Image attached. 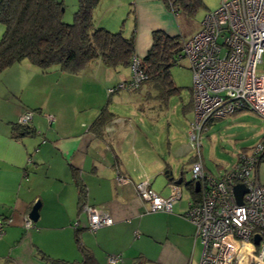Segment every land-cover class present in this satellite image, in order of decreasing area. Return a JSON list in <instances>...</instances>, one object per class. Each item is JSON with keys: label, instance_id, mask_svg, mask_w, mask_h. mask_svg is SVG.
<instances>
[{"label": "crops", "instance_id": "0c3cea01", "mask_svg": "<svg viewBox=\"0 0 264 264\" xmlns=\"http://www.w3.org/2000/svg\"><path fill=\"white\" fill-rule=\"evenodd\" d=\"M98 5L96 24L111 31L123 24L124 34L134 35L138 58L149 50L153 30L173 33L177 29L162 0H100ZM102 65L94 61L84 67L105 75L104 83L95 80L89 86L92 96L95 84L101 83L99 91H94L97 99L92 105L96 107L91 114L77 116L68 113L67 107L43 109V97L35 104L36 113L26 102L19 105L11 100L13 88H7V96L0 95L7 100L0 104V218L6 221L0 238V264H81L85 252L96 264H108L111 255L121 258L115 264H135L137 260L144 264H199L202 246L194 237L193 224L184 217L189 200L185 205L181 202L182 189H187L184 167L172 168L170 155L166 160L163 150L156 149L128 117L109 109L115 91L109 92L114 86L108 82L117 80V86L126 81L130 68ZM53 70L60 71L57 67ZM60 75L71 81L74 76L61 71ZM84 83L79 93L88 98ZM71 86L62 85L63 89ZM67 97L71 102L72 96ZM108 98L113 115L96 133L90 125ZM188 105L193 118L191 94ZM26 110L32 111L30 126L35 132L14 137L12 124ZM195 160L196 155L188 159V171ZM143 176L164 198L171 194V185L183 178L182 184H177L181 198L171 211L147 210V202L135 190V181ZM77 178L85 187L81 208ZM36 202L38 217L27 228L24 219ZM83 205L107 212L112 224L89 231ZM148 213L157 217L155 222H148Z\"/></svg>", "mask_w": 264, "mask_h": 264}, {"label": "built area", "instance_id": "2783aa9c", "mask_svg": "<svg viewBox=\"0 0 264 264\" xmlns=\"http://www.w3.org/2000/svg\"><path fill=\"white\" fill-rule=\"evenodd\" d=\"M165 1L171 6L172 0ZM181 56L191 70L193 118L188 135L196 160L190 179L199 182V196L190 198L184 217L193 224L194 237L202 246L199 264H264V183L259 182L257 169L264 137L218 177L204 172L199 155L201 133L215 119L242 109L264 117V73L258 70L264 67V0H221L205 13L197 32L184 40ZM129 68V78L115 88L137 89L146 79L137 56H132ZM31 120L32 111L26 110L18 123L30 125ZM236 184L246 190L241 204L234 195ZM171 186L166 198L154 192L147 180L136 183L135 190L147 202L148 211L169 212L181 198L177 184ZM83 209L89 231L112 224L107 212L89 205ZM5 225L0 218V238ZM24 225L30 228L31 219L26 217ZM120 260L118 255L107 258L108 264Z\"/></svg>", "mask_w": 264, "mask_h": 264}, {"label": "rangeland", "instance_id": "374dc122", "mask_svg": "<svg viewBox=\"0 0 264 264\" xmlns=\"http://www.w3.org/2000/svg\"><path fill=\"white\" fill-rule=\"evenodd\" d=\"M57 1L62 3L63 22L71 23L77 10V0ZM200 1L201 3L196 6L193 13H186L181 9L177 11L169 9L175 18L177 29L173 33H166L170 36H180L184 41L197 32L205 13L216 8L221 0ZM3 31L4 26L0 23V38ZM258 70L264 73V67H258ZM59 74L60 71L53 70V67L43 71L24 59L0 71V95L7 96L9 94V91H6L7 88H13L14 90L10 91L11 100L19 105L21 102H26L36 113L38 106L35 104L42 97L45 107L43 109L55 111L67 107L68 113L77 116L94 112L96 104L92 105V102L96 103L97 99L94 91H99L101 83L95 84L92 96L90 94L92 88L89 89V86L96 81L104 83L105 75L100 74L97 69L89 72L88 69L82 68L73 74L71 81L63 80V76L59 77ZM89 76L92 79H89ZM169 77L178 88L177 91L167 94L164 90L148 86V84H143L139 90L120 88L110 96L114 101L109 109L128 117L145 133L156 149L163 150L162 154L166 160L170 155L173 162L172 168L184 167L183 173L188 181L191 178V173L188 171V159L196 155V151L191 148L188 135L189 122L192 119V112L188 109L191 70L185 57L178 56L175 64L169 67ZM83 82L87 84L88 98L84 97V93H79ZM64 83L71 84V88L63 89ZM117 83V80H110L107 85L116 86ZM67 96H72L71 102ZM4 102L7 100L1 97L0 104ZM263 137L264 117L252 110L242 109L224 118L215 119L201 133L199 155L204 172L209 176L218 177L221 171L231 168L239 154L248 152ZM168 151L172 154H168ZM257 169L259 182L264 183V161L259 162ZM144 179L143 176L135 182L138 183ZM182 192L181 202L185 205L191 195L184 187ZM148 214H150L147 217L148 222H155L157 217L152 213Z\"/></svg>", "mask_w": 264, "mask_h": 264}, {"label": "trees", "instance_id": "16d2710c", "mask_svg": "<svg viewBox=\"0 0 264 264\" xmlns=\"http://www.w3.org/2000/svg\"><path fill=\"white\" fill-rule=\"evenodd\" d=\"M172 11L193 13L200 0H172ZM100 0H77V10L71 23L62 20V3L57 0H0V23L4 26L0 38V71L27 60L46 71L57 67L61 72L75 74L94 61L112 69L129 67L135 55V38L124 34L123 24L116 31L99 26L94 20V11ZM152 42L147 53L140 58L146 79L141 83L164 90L170 94L177 91L169 77V67L181 56L183 39L170 36L163 30L152 31ZM130 75V74H129ZM114 86L113 88H115ZM115 88L113 91H118ZM110 98L93 120L90 128L96 133L109 122L113 115L108 109ZM12 134H34L30 125L12 124ZM264 161V155L261 158ZM78 206L85 200V187L78 178ZM191 197H198L192 183H186ZM185 215V214H184ZM64 264H70L63 262ZM73 264V263H71ZM81 264H96L85 252ZM135 264H144L137 260Z\"/></svg>", "mask_w": 264, "mask_h": 264}, {"label": "water", "instance_id": "95a60500", "mask_svg": "<svg viewBox=\"0 0 264 264\" xmlns=\"http://www.w3.org/2000/svg\"><path fill=\"white\" fill-rule=\"evenodd\" d=\"M182 179H183L182 177L178 178L175 181V183L176 184H182V182H183ZM188 182L192 183L195 191L197 192L198 188H199V182L198 181L192 182V180L189 179L188 181L183 182V184L186 185V183H188ZM233 190H234V195L236 197L237 203L241 204L242 203V195L246 191L244 186L242 184H236V185H234ZM38 207H39V203L36 202L32 206V208H31V210H30V212L28 214V218L31 219L32 221H36V219L38 217ZM258 240H259V237L255 236L254 242L257 243Z\"/></svg>", "mask_w": 264, "mask_h": 264}]
</instances>
